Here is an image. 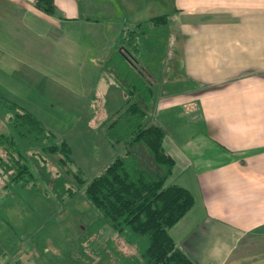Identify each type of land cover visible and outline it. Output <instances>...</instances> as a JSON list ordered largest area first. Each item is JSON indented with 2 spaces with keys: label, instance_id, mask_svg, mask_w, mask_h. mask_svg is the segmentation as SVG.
Masks as SVG:
<instances>
[{
  "label": "crops",
  "instance_id": "obj_1",
  "mask_svg": "<svg viewBox=\"0 0 264 264\" xmlns=\"http://www.w3.org/2000/svg\"><path fill=\"white\" fill-rule=\"evenodd\" d=\"M104 1L53 0L57 18L34 0H0L1 59L87 99L104 84L96 62L138 31L128 56L149 83L145 123L165 131L166 183L193 196L169 235L195 264H264V0H121L127 27H112V43L92 15ZM113 61L103 73L116 82Z\"/></svg>",
  "mask_w": 264,
  "mask_h": 264
},
{
  "label": "trees",
  "instance_id": "obj_2",
  "mask_svg": "<svg viewBox=\"0 0 264 264\" xmlns=\"http://www.w3.org/2000/svg\"><path fill=\"white\" fill-rule=\"evenodd\" d=\"M34 5L61 18L53 0H34ZM137 34L135 29L121 32L119 41L125 43L118 48V57L113 61L114 78L132 100L111 122L121 124L115 140H123L124 151L83 188L85 199L96 210L87 236L98 233L102 224H106L109 233L130 248L128 252L119 251L111 237L103 240L116 264H195L168 233V228L191 206L193 196L181 185L166 183L173 159L162 147L165 131L158 124L143 121L150 87L128 56L136 49ZM2 101L7 103L2 114H9L4 119V131L0 132V176L6 183L25 185L34 178L29 165L34 163L55 195L72 193L68 173L73 159L67 142L58 139L32 112L13 101ZM138 146H142L150 163L143 164ZM46 158L58 168L55 173L48 169ZM70 173L76 182H83L79 171ZM10 264L24 263L16 259Z\"/></svg>",
  "mask_w": 264,
  "mask_h": 264
},
{
  "label": "rangeland",
  "instance_id": "obj_3",
  "mask_svg": "<svg viewBox=\"0 0 264 264\" xmlns=\"http://www.w3.org/2000/svg\"><path fill=\"white\" fill-rule=\"evenodd\" d=\"M104 3L107 8L92 15L101 20L104 29L107 25L108 42L112 43V27L121 29L127 25H121V0ZM124 43L122 40L121 45ZM146 50L143 46L141 54L147 55ZM112 53L108 56L109 64L113 61ZM96 63L104 84L100 85L102 81L98 77V85L92 92L94 97L84 99L45 80L29 78L0 57V132L4 131V119L9 114H2L7 104L2 100L7 99L32 112L58 139L67 142L73 159L69 168L79 171L84 179L76 182L70 171L68 181L74 190L60 197L47 186L34 163L29 164L34 178L25 185L6 183L0 176V264H10L16 259L24 264H116L103 244L107 236L119 251L130 249L118 236L109 233L104 223L98 233L87 236L96 210L85 199L83 188L123 152V140H115L121 124L111 122L126 105L121 88L103 73L108 63ZM163 94L155 90L154 97ZM151 116L145 114L143 121L147 122ZM138 150L143 164L150 163L142 146ZM46 159L48 169L55 173L58 168Z\"/></svg>",
  "mask_w": 264,
  "mask_h": 264
}]
</instances>
